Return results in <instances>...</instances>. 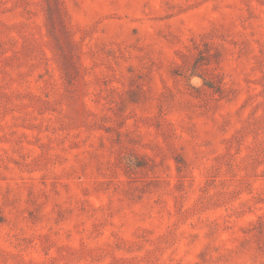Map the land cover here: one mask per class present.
Segmentation results:
<instances>
[{
  "label": "rangeland",
  "instance_id": "1",
  "mask_svg": "<svg viewBox=\"0 0 264 264\" xmlns=\"http://www.w3.org/2000/svg\"><path fill=\"white\" fill-rule=\"evenodd\" d=\"M0 264H264V0H0Z\"/></svg>",
  "mask_w": 264,
  "mask_h": 264
}]
</instances>
